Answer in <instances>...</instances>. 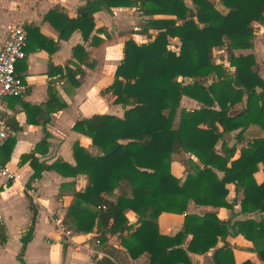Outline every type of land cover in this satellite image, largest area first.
I'll list each match as a JSON object with an SVG mask.
<instances>
[{
    "label": "trees",
    "instance_id": "obj_1",
    "mask_svg": "<svg viewBox=\"0 0 264 264\" xmlns=\"http://www.w3.org/2000/svg\"><path fill=\"white\" fill-rule=\"evenodd\" d=\"M83 1L86 4L77 10L75 19L58 7L45 16L60 39L79 31L86 42L95 27L94 13L130 8L145 18L142 24L148 41L124 43L113 82L100 92L114 96L113 104L123 109L122 117L93 115L72 128L90 138L99 154L92 156L75 145L76 165L58 162L69 177L82 174L89 181L82 192L75 193L63 219L65 225L76 235L95 229V240L103 250L112 247L108 241L114 237L131 259L148 254L149 264H191L187 253L202 255L212 249L215 264H235L229 245L216 248L228 235L229 221L220 220L214 212L188 214L187 207L191 201L196 206L232 210L238 202L242 215L264 214V181L257 184L253 177L258 164L264 173V80L255 54L242 53L253 49V25L264 26V0H218L215 4L208 0H188V4L184 0ZM170 39H178L176 50L170 48ZM221 47L228 67L214 60L213 50ZM72 51L76 63H70L75 70L49 63L48 73L66 78L77 88L80 82L74 71L82 78L77 65L89 55L82 46ZM53 84H49L44 106L48 114L67 107ZM184 96L199 108L181 111L177 117ZM11 121H6L10 132L18 131ZM231 133H235L232 145L225 138ZM11 135L6 140L9 152L14 145ZM46 139L45 134L25 158L33 170L28 186L54 168L34 156L47 152ZM180 153L200 163H190L183 180L171 171V156ZM228 186L235 194L232 203L227 199ZM29 209L30 225L16 257L19 264H25L23 255L36 224L37 209L31 201ZM127 213L137 216L134 226L128 224ZM161 214L183 215L182 228L174 237L159 234ZM232 228L233 236L241 235L253 244L258 264H264V222L239 220ZM5 242V228L0 225V245ZM105 252L114 257L113 251ZM97 264L115 263L103 258Z\"/></svg>",
    "mask_w": 264,
    "mask_h": 264
},
{
    "label": "crops",
    "instance_id": "obj_2",
    "mask_svg": "<svg viewBox=\"0 0 264 264\" xmlns=\"http://www.w3.org/2000/svg\"><path fill=\"white\" fill-rule=\"evenodd\" d=\"M184 1L187 3L188 0ZM85 4L83 0H0V46L10 26H23L26 35L28 33L26 56L15 66L16 75L27 86V92L21 98H4L0 110V119L5 122L13 120L11 122L17 124L19 128L12 133L9 130L14 138V145L10 152L7 141L4 146H0V165L19 176V180L15 182L0 178V225L5 228L6 235L5 244L0 245V264H10V262L19 264L16 257L21 248L20 240L27 231L32 216L29 209L30 199L27 195V190L31 188L36 193L37 217L33 237L23 255L25 264H97L103 258H108L115 264H122L123 261L126 264L150 263L148 254L131 259L114 237L108 241L112 247L105 249L113 251L114 257H110L99 244L95 243V229L89 234L72 233L69 238H63L50 221L58 215L64 219L75 193L82 192L89 182L88 177L82 174L69 177V171L59 166L58 162L74 167L76 165L73 155L75 145L80 146L92 156L99 154V150L92 146L90 138L72 130L74 124L93 115L122 117L123 109L120 105L113 104L114 96L111 94L101 96L100 92L113 82L115 70L122 59L124 43L128 39H133L138 44L148 41L146 35L142 36L144 38L142 40L139 35L130 33L136 25L131 15L139 16L130 8H113L110 11L102 9L94 13L95 27L86 42L83 41L79 31H74L67 39H60L58 31L46 21L45 16L58 7L68 18L75 19L77 10ZM137 19L139 22L145 20L141 16ZM148 34L155 33L149 31ZM47 40L53 44L50 45ZM139 41L142 42L139 43ZM76 46H82L89 56L77 65L83 74L82 78L79 79L80 73L74 71L75 78L80 82L79 87L74 88L66 78L61 79L58 75L50 76L48 66L49 63L61 68L68 65L75 70L70 62L76 63V60L72 58V50ZM53 48L56 50L50 54L49 49ZM50 83H54L52 85L54 90L67 107L48 114L44 106L49 98ZM198 108L199 104L184 96L180 101L177 117L181 111ZM46 119L48 121L44 123ZM45 134L48 144L47 152L44 155L36 153L34 156L38 162L49 166L54 165V168L43 172L39 179L30 182L28 186L33 170L30 161L25 158L31 155L36 145L44 139ZM234 134L225 136V138L230 137V141L226 138L230 145L233 144ZM182 155L192 157L194 163L191 164L200 166L194 156L185 153ZM186 164H188L186 168L189 169L190 162ZM173 175L182 180L185 178L175 173ZM253 177L257 184L263 183L264 173L261 164H258L257 172ZM228 189L227 199L232 203L235 198L234 190L232 186H228ZM240 197L243 198L242 192ZM205 212L216 213L220 220H228L231 226L227 237L223 242H218L216 248L221 247L223 243L229 245L235 264L246 261L259 263L253 244L241 235L233 236L232 225L246 219L264 222V214L242 215L238 202L232 210L196 206L191 201L188 203V214L200 215ZM126 216L129 225L134 226L137 223V216L134 214L127 213ZM183 218V215L161 214L157 220L159 234L174 237L182 228ZM190 238L191 236L184 241L183 248H186ZM214 250L202 255L193 253H187V255L191 264H215ZM93 251L100 252L104 256L96 259L92 254ZM120 255H123L124 260Z\"/></svg>",
    "mask_w": 264,
    "mask_h": 264
},
{
    "label": "built area",
    "instance_id": "obj_3",
    "mask_svg": "<svg viewBox=\"0 0 264 264\" xmlns=\"http://www.w3.org/2000/svg\"><path fill=\"white\" fill-rule=\"evenodd\" d=\"M26 32L20 25L10 26L7 30L6 38L0 46V110L2 108V100L6 97L21 98L27 92V86L23 80L16 75L15 66L20 60L26 56ZM9 129L6 122L0 119V146L9 137ZM0 178L8 182L19 180V176L11 173L7 167L0 165ZM27 195L33 205H36V193L31 188L27 190ZM51 223L60 232L63 238H69L72 231L65 225L63 217L58 215L57 218H51ZM1 222V217H0ZM95 243L98 245L99 241ZM96 259H101L104 255L100 252L93 251Z\"/></svg>",
    "mask_w": 264,
    "mask_h": 264
},
{
    "label": "rangeland",
    "instance_id": "obj_4",
    "mask_svg": "<svg viewBox=\"0 0 264 264\" xmlns=\"http://www.w3.org/2000/svg\"><path fill=\"white\" fill-rule=\"evenodd\" d=\"M209 2H211L212 4H215L218 0H208ZM188 3V1H187ZM131 17L133 18V22H136L135 25V29H132V31H130V33L132 34H137L140 36V38H142V36H145L144 34V26L142 24V22L137 19L136 14L131 15ZM253 28L255 30V39L253 40L254 45H253V49L248 50V51H244L245 55L249 54V53H254L256 56V60H257V69L259 72V75L263 78L264 80V26H258L257 24L253 25ZM144 38H142L143 40ZM142 41H139V43H141ZM169 44H170V48L172 50H176L177 47L179 46L178 40L176 39H170L169 40ZM236 55L240 54V52H234ZM213 55H214V60L217 64H223L224 66L228 67V63L226 61L227 56H226V52L225 49L223 47L221 48H215L213 50ZM211 80H208V83ZM207 83V84H208ZM177 121V119H176ZM229 141H230V137H226ZM186 158H188V160H185ZM186 162H190L192 163V157H184L182 155V153L180 154H173L171 156V171L173 173H175L176 175H179L181 177H185V173L187 172L188 167L186 168V165L188 166V164H186ZM194 163V162H193ZM12 248V245H11ZM120 257L122 258V260H124L123 255H120ZM121 260V261H122ZM11 264V262H10ZM122 264H126L124 261L122 262Z\"/></svg>",
    "mask_w": 264,
    "mask_h": 264
}]
</instances>
